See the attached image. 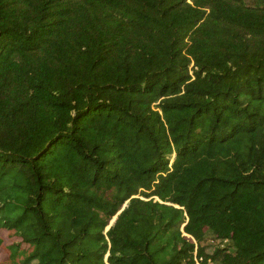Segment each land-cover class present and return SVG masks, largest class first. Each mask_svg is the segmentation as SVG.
Listing matches in <instances>:
<instances>
[{"label": "trees", "instance_id": "16d2710c", "mask_svg": "<svg viewBox=\"0 0 264 264\" xmlns=\"http://www.w3.org/2000/svg\"><path fill=\"white\" fill-rule=\"evenodd\" d=\"M0 231V264H264V0H0Z\"/></svg>", "mask_w": 264, "mask_h": 264}, {"label": "rangeland", "instance_id": "374dc122", "mask_svg": "<svg viewBox=\"0 0 264 264\" xmlns=\"http://www.w3.org/2000/svg\"><path fill=\"white\" fill-rule=\"evenodd\" d=\"M0 234L4 237L7 236L5 231H0ZM208 244H217V241H215L214 239H209ZM6 257V252L3 249H0V260L4 259Z\"/></svg>", "mask_w": 264, "mask_h": 264}, {"label": "built area", "instance_id": "2783aa9c", "mask_svg": "<svg viewBox=\"0 0 264 264\" xmlns=\"http://www.w3.org/2000/svg\"><path fill=\"white\" fill-rule=\"evenodd\" d=\"M218 242H220V241H218ZM196 261H197V264H202V263H201V259H197V258H196ZM209 264H212V263L210 262Z\"/></svg>", "mask_w": 264, "mask_h": 264}]
</instances>
